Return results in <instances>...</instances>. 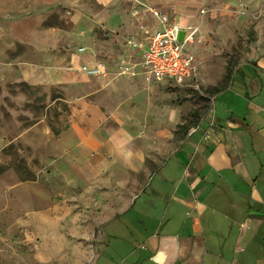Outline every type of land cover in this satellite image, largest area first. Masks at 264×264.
Wrapping results in <instances>:
<instances>
[{
  "label": "crops",
  "instance_id": "0c3cea01",
  "mask_svg": "<svg viewBox=\"0 0 264 264\" xmlns=\"http://www.w3.org/2000/svg\"><path fill=\"white\" fill-rule=\"evenodd\" d=\"M97 1L114 15L110 0ZM221 3L225 14L219 18V34L240 33L253 40L240 60L215 62L209 51L197 60L200 88L212 97L210 110L196 124L179 126L177 109L153 108L144 93L128 92L132 107L108 116L118 121L116 126L91 129L75 115L76 121L45 151L44 175L34 185L14 186L17 196L31 186L41 187L24 199L34 210L28 219L37 230L42 260L264 264V0ZM85 17L75 14L69 29L38 31L24 54L1 59L0 68L10 69L13 82L30 86L91 79L112 85L122 80L125 86L146 82L139 65L142 51L127 44L131 36L141 40L143 33H121L105 21L103 47L116 49L106 59L90 32L81 34ZM149 17L147 28L155 32L160 27ZM99 19L104 17L97 15ZM202 28L210 30L206 21ZM191 46L186 50L192 51ZM98 62L109 75L123 62L136 67V76L110 79L81 73L83 65ZM157 84L192 90L167 81ZM178 127L181 136L175 134Z\"/></svg>",
  "mask_w": 264,
  "mask_h": 264
},
{
  "label": "rangeland",
  "instance_id": "374dc122",
  "mask_svg": "<svg viewBox=\"0 0 264 264\" xmlns=\"http://www.w3.org/2000/svg\"><path fill=\"white\" fill-rule=\"evenodd\" d=\"M110 1L109 7L115 12L112 16L97 0H0V60L24 54L38 38L35 34L38 31L51 26L72 28V17L77 13L88 16L80 21L81 34L90 32L97 51L106 59H112L116 49L106 51L103 47L104 22L108 20L113 24L111 29L121 33H143L148 29L147 24H152L149 16H153V11L168 15L182 28L197 29L198 36L191 46L196 62L202 59L204 51H209L215 62L240 60L253 40L251 35L240 33L237 36L228 34L226 38L219 34V18L225 14L223 0ZM100 14L104 19L96 20ZM203 21L209 31L202 28ZM225 45H232V48ZM118 66L115 73H107L104 77L123 76L118 75ZM9 71V68H0V264H58L57 260L41 259L38 233L28 219L34 210L27 207L24 198L29 192L38 194L41 187L31 186V191L24 190L18 195L22 198L12 191L15 185H34L44 175L47 167L42 157L45 151L76 121L75 115L91 129L101 125L116 126L118 121L108 116L117 109L132 107V95L128 94L132 91L137 95L144 93L153 108L165 105L177 109L179 126L196 124L211 107L212 96L204 87L196 91L180 90L136 80L125 86L122 80H111L116 83L112 85L109 80L100 79L64 86H30L13 82ZM222 86L223 81L218 88ZM181 133L178 127L176 136ZM39 183L41 186L42 179Z\"/></svg>",
  "mask_w": 264,
  "mask_h": 264
},
{
  "label": "built area",
  "instance_id": "2783aa9c",
  "mask_svg": "<svg viewBox=\"0 0 264 264\" xmlns=\"http://www.w3.org/2000/svg\"><path fill=\"white\" fill-rule=\"evenodd\" d=\"M152 14L160 28L155 32L145 29L141 40L135 37L127 40L129 46L142 51L139 65L145 81L157 83L167 81L194 91L199 90L195 53L186 50L187 45L194 43L197 29L182 28L160 11H153ZM181 32L182 40L179 39ZM83 50L80 48L78 51L81 53ZM103 66L102 62H98L94 67L83 65L80 71L87 77L106 76ZM117 71L118 75H136L133 67L123 62L119 64Z\"/></svg>",
  "mask_w": 264,
  "mask_h": 264
},
{
  "label": "water",
  "instance_id": "95a60500",
  "mask_svg": "<svg viewBox=\"0 0 264 264\" xmlns=\"http://www.w3.org/2000/svg\"><path fill=\"white\" fill-rule=\"evenodd\" d=\"M180 40L183 39V32L180 33V37H179Z\"/></svg>",
  "mask_w": 264,
  "mask_h": 264
},
{
  "label": "trees",
  "instance_id": "16d2710c",
  "mask_svg": "<svg viewBox=\"0 0 264 264\" xmlns=\"http://www.w3.org/2000/svg\"><path fill=\"white\" fill-rule=\"evenodd\" d=\"M78 121L80 122V118H78ZM83 126V125H82Z\"/></svg>",
  "mask_w": 264,
  "mask_h": 264
}]
</instances>
